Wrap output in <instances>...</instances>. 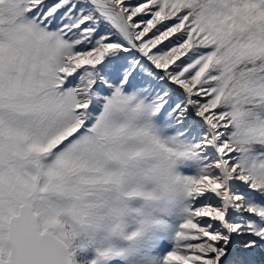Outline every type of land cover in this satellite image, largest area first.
Segmentation results:
<instances>
[{
  "label": "snow or ice",
  "instance_id": "snow-or-ice-1",
  "mask_svg": "<svg viewBox=\"0 0 264 264\" xmlns=\"http://www.w3.org/2000/svg\"><path fill=\"white\" fill-rule=\"evenodd\" d=\"M264 264V0H0V264Z\"/></svg>",
  "mask_w": 264,
  "mask_h": 264
},
{
  "label": "rangeland",
  "instance_id": "rangeland-1",
  "mask_svg": "<svg viewBox=\"0 0 264 264\" xmlns=\"http://www.w3.org/2000/svg\"><path fill=\"white\" fill-rule=\"evenodd\" d=\"M83 235L87 238V240H88L89 243L94 244L95 246H98L99 248L102 247V237L100 235H97L95 237H91V236L86 235V234H83ZM74 240L77 243L78 247L81 248L82 247V244H80V243L77 242V237ZM74 240H73V243H74L75 247L77 248ZM77 251L78 250L75 249V253ZM87 252H88V248L86 247V245H84L83 255L84 254L86 255ZM77 257H78V260H79L78 262H80V264H86L87 261L84 258L80 257V255L78 254V252H77ZM87 264H89V263H87ZM101 264H106V260L105 261H102Z\"/></svg>",
  "mask_w": 264,
  "mask_h": 264
}]
</instances>
